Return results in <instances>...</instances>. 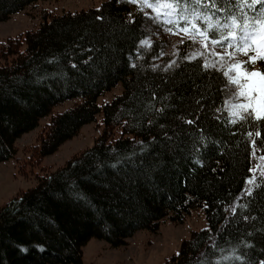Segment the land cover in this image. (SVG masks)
Returning a JSON list of instances; mask_svg holds the SVG:
<instances>
[{
  "label": "trees",
  "instance_id": "trees-1",
  "mask_svg": "<svg viewBox=\"0 0 264 264\" xmlns=\"http://www.w3.org/2000/svg\"><path fill=\"white\" fill-rule=\"evenodd\" d=\"M37 2L0 0V24ZM148 25L127 3L104 0L98 9L46 15L38 29L0 43V163L13 158L18 140L47 117L34 147L37 164L103 115L94 147L54 173L43 168L34 188L1 208L0 264H82L91 240L120 248L138 232L156 233L166 219L183 224L199 209L208 228L193 232L165 264H200L205 255V264H259L264 259V181L252 196L244 190L253 176L249 168L257 180L264 172V150L250 155L253 140L264 149V126L257 137L248 124H229L228 97L222 91L227 79L205 72L204 58L181 60L190 53L188 44L158 61L160 42L151 48L138 43L148 37ZM170 59L181 68L152 71L150 65L163 67ZM121 85L120 95L99 105L101 97ZM69 101L78 104L54 114ZM168 104L174 107L163 115L155 112ZM197 113L194 125L178 119H196ZM249 131L251 137L245 134ZM232 206H237L235 215ZM20 245L28 250L21 251Z\"/></svg>",
  "mask_w": 264,
  "mask_h": 264
},
{
  "label": "snow or ice",
  "instance_id": "snow-or-ice-1",
  "mask_svg": "<svg viewBox=\"0 0 264 264\" xmlns=\"http://www.w3.org/2000/svg\"><path fill=\"white\" fill-rule=\"evenodd\" d=\"M121 2L122 0H116L117 4ZM127 2L134 5L139 3L143 8L151 9V12L143 11V16L148 18L151 23L175 25L176 32L174 34L183 33L185 39L190 41L192 45H200L205 49L210 48L214 55L220 57L222 61L220 64L215 62L209 64L208 60L204 59L201 67L207 73L212 71L222 73L223 77L227 79V83L223 84L222 88L228 97L225 100V105H228L229 100H234L236 103L232 104L231 107L239 109L235 113L231 109L229 110L228 123L231 125H236L238 122L248 124L256 129V136L261 137L259 128L264 126V0H127ZM173 16L176 19H173ZM98 19H103V17H98ZM135 22V17L129 13L128 23L133 24ZM165 30L169 33L174 32L173 27H167ZM184 42V39L179 41L181 44ZM138 43L141 46L152 47V42L147 37L140 39ZM137 51L139 52V49ZM178 52L179 50H177ZM160 54L164 55L163 52ZM203 55V52L199 50H192L190 54L183 55L180 59L191 62L197 60L198 57H203ZM141 58V56H137V59ZM153 59L156 57L153 56ZM130 66L137 67L135 63ZM72 67H76V65L73 64ZM150 67L153 72L159 69L164 73H174L176 69L181 68V63L178 60L170 59L163 67L157 64H152ZM229 85H234V90L229 88ZM153 97L155 98V93H153ZM172 107L174 105H164L156 108L155 112L163 115L166 109ZM200 108L203 109L204 105L201 104ZM215 111L218 113L221 108L216 107ZM215 118L220 119L219 116ZM178 119L188 125H194L199 120V113H197L196 119H185L183 115L179 116ZM153 123V120L148 121L149 125ZM159 126L161 129L165 128L164 124ZM245 134L248 137L253 135L250 131ZM164 136L169 141L173 139L168 136L167 132L164 133ZM138 143L143 144V141ZM204 147L206 148L207 144ZM251 148L250 155L253 157L258 150H264L255 140L251 141ZM220 151L223 154L222 148ZM110 166L115 168L116 164ZM98 167L100 166L98 165ZM249 172H253V176L247 178L244 190L246 195L252 196L253 188H259L261 181H264V172L260 173L259 180L256 178L255 169L249 168ZM77 195L79 196V194ZM205 207L208 205L205 204ZM238 207L246 209L248 205L240 204ZM236 212L237 206H232L231 213L235 215ZM243 219L247 221L249 216L244 215ZM209 240H212V237H209ZM36 246L43 251L42 245ZM211 246L215 249L217 247L216 242L213 241ZM247 246L251 247L252 245ZM19 247L21 251L26 252L28 250L27 246L20 245ZM236 258L241 261L244 260L243 256ZM206 260L207 256L205 255V260L201 261L200 264H205ZM216 264H219V261ZM259 264H264V259H261Z\"/></svg>",
  "mask_w": 264,
  "mask_h": 264
},
{
  "label": "rangeland",
  "instance_id": "rangeland-1",
  "mask_svg": "<svg viewBox=\"0 0 264 264\" xmlns=\"http://www.w3.org/2000/svg\"><path fill=\"white\" fill-rule=\"evenodd\" d=\"M103 2L104 0H38L37 3L31 5L25 11L0 24V43L10 37L38 29L46 15H62L68 12L98 9ZM122 2L127 3L135 12L140 14H143V11H152L143 8L139 3L134 5L128 3L127 0H122ZM173 19H176L175 16H173ZM148 26L149 35L147 38L152 44L160 42L163 47L162 52L164 55L158 61L174 57L178 54L177 50L180 46L188 44L190 52L192 50L203 52V57L198 58L207 59L209 64L213 62L220 64L222 62L220 57L214 55L210 48L205 49L200 45H192L190 41L185 39L183 33L174 34L176 32L175 25H164L149 21ZM167 27H173L174 32H167L165 30ZM181 39L185 40L183 44L179 43ZM143 47L148 48L147 45ZM229 88L234 90L235 86L229 85ZM122 91L123 87L121 85L106 93L98 100L99 105L112 101ZM234 103L236 101L229 100L227 108L228 111L231 109L235 113L239 109L231 107ZM76 104H78L77 101L66 102L64 105L57 107L54 114L62 113ZM49 120L50 117L42 120L37 129L18 140L16 143L17 154L10 160L0 163V210L18 194L34 188L37 185V176L45 174L44 169H47L49 173H54L63 168L74 156L94 147L95 140L103 130V115L100 114L97 116L96 122L83 127L76 138L65 143L59 151L37 164L35 163L37 158L34 156V147L38 145L39 136ZM207 228L208 222L204 210L199 209L187 216L183 224H175L170 219H166L161 223L156 233L148 230L138 232L127 241L125 246L120 248H112L109 243L94 239L83 250L82 264H165L166 261L179 254L182 243L189 240L193 232Z\"/></svg>",
  "mask_w": 264,
  "mask_h": 264
}]
</instances>
